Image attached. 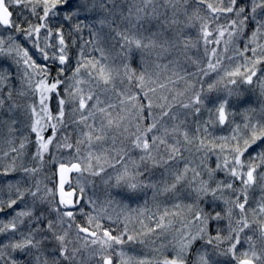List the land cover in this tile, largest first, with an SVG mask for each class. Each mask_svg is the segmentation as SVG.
<instances>
[{
  "label": "snow or ice",
  "instance_id": "6c2138e0",
  "mask_svg": "<svg viewBox=\"0 0 264 264\" xmlns=\"http://www.w3.org/2000/svg\"><path fill=\"white\" fill-rule=\"evenodd\" d=\"M180 2L0 0V126L7 125L9 133L16 131L13 126L19 121L14 114L21 105L13 99V94L27 95L26 85L33 96L38 93L43 113L35 119L37 105L26 106L33 118L28 128L35 134L36 150L32 159L39 161L42 167L51 146L75 149V155L70 154L66 160L50 156L49 163L58 165V173H53V176L58 174V186L54 184L53 188L45 185L41 190L40 181L33 179L41 169L17 167V157L0 172V178L17 171L22 173L15 182L0 179L9 192L7 200L0 199V213L10 210L6 223L0 219V236L7 238V243L0 241V262L75 264L80 249L74 247L70 251L67 237L68 228L76 220L74 209L85 197L84 173L96 177L106 172L105 165L115 168L120 164L123 170L116 175V187L123 183L128 189V198L145 188L153 189L154 200L159 195L176 194L178 186L185 181L189 188L186 198H192L193 193L195 198L190 204L173 205L175 209L186 208L192 218L182 221V227L173 237L171 258L149 260L129 256L121 250L116 253L119 264H264V103L259 109V118L253 119L249 113H256L257 109L244 98L241 88L252 85L255 78L264 97V44L257 43L258 37L264 36V0H219L215 6L206 0H195L193 15L203 7L213 24L221 16L234 17L227 25L230 30L228 40L224 41V52L228 51L227 46L234 37H243L249 25L252 26L251 37L241 48L235 49V56L227 57L230 66H223L216 48L209 54L207 46L219 45L221 41L210 39L213 31L206 19L199 29L206 61L187 55L188 49L196 47L199 40L193 43L190 39H181L182 29L171 38L167 35L171 26L179 23L175 19L176 11L169 18L166 11L161 12L159 8L170 5L177 9ZM189 2L183 0L185 5ZM153 20L159 21L155 30L150 23ZM191 26L192 16H189L185 27ZM225 30L224 26L215 29L220 38ZM137 52L140 53L139 71L132 67ZM249 52L251 56L247 55ZM153 53L156 56L153 67L160 71H149L147 57ZM181 56L191 60L196 71H188L181 63ZM117 58L121 60L120 65L115 64ZM162 60L167 63L158 62ZM214 73L218 79L209 83L205 78L210 79ZM34 77H39L35 83ZM118 77L120 88L117 87ZM181 82L185 85L183 90L178 87ZM218 84L224 85L223 95L219 94ZM63 85L67 86L62 88ZM81 85H88L87 90ZM213 92L217 95L213 96ZM53 96L56 97L55 114L50 107ZM69 102L75 105L71 109L70 123L86 129L79 131L75 144L67 134L62 140L57 139L60 128L67 127L65 106ZM245 104L248 106L244 107ZM204 113L208 116L206 120ZM77 114L78 120L75 119ZM238 114L243 117L242 124L235 123ZM190 116L195 117L194 135L185 127ZM226 123L235 124L230 136L216 137L208 131L209 125ZM49 129L52 135L45 138L44 133ZM28 140V136H24L19 149L13 147L11 152L23 156L21 150L26 148ZM217 140L222 143L217 144ZM192 145L198 152L204 150L196 167L183 155L184 151H191L189 146ZM217 148L219 153H216ZM134 152L139 153L138 159L133 158ZM225 152L228 154L224 155ZM209 153L216 154L215 167L207 163ZM156 169L162 171L160 179L154 180ZM189 172L192 173L190 180ZM72 173L77 174V187H72ZM204 173L207 179L197 180ZM219 173H223L222 178H218ZM167 177H171L170 182ZM65 185L69 190H65ZM256 191L260 193L258 197L253 195ZM220 202L225 207L218 211ZM88 204L94 205L95 201L88 197ZM18 205L21 207L17 208ZM79 213L87 217L88 226L76 224L77 239L84 240V247L99 246L98 251L93 249V254L99 255L98 264H114L113 256L106 253L110 250L114 253L116 246L145 244L150 235H163L165 228L172 225V220L165 224L166 218L180 215L170 213L165 207L155 227L140 221L146 231L136 232L125 224L118 235L96 222L95 228L102 229V235H98L89 227L97 217L84 212L83 207L79 208ZM222 221L227 222L224 227ZM166 247L161 244V249ZM14 253H19L20 257Z\"/></svg>",
  "mask_w": 264,
  "mask_h": 264
},
{
  "label": "rangeland",
  "instance_id": "374dc122",
  "mask_svg": "<svg viewBox=\"0 0 264 264\" xmlns=\"http://www.w3.org/2000/svg\"><path fill=\"white\" fill-rule=\"evenodd\" d=\"M207 3H212L214 6L219 3V0H206ZM160 3L162 4V0H160ZM178 9V10H177ZM177 9H173L172 6H162L159 8V11L165 12L169 18L172 17L173 11H176L175 19L179 22L176 25H172L170 30L168 31L167 35L171 38L174 33L179 32L182 29V36L181 39H190L193 43H196L199 40V43L196 47H190L188 49L187 55L194 58V59H201L206 61V57L204 56V41L203 39H200V24L204 22V20H208L210 24V29L213 31V36L210 37V39H220V44H209L207 47L209 49V54L211 53L212 48L217 49L218 55L221 57L223 66H230V62L227 59L229 56H235V49L241 48L243 42H246L251 37V31L252 26L249 25V27L245 30V35L243 37L233 38V42L228 44V51L224 52V41L228 40V30L227 25L229 24V19L234 18L231 17V14H227V16H221V18L216 21V23H211V17L205 12L204 8L202 7L201 10L197 15H193L196 9V3L195 0H190V2L185 5L183 3V0H181L180 4L177 5ZM185 9L187 10L185 13ZM150 10V9H149ZM192 16V25L191 27H185V25L188 23V17ZM199 17V18H198ZM203 18V19H201ZM163 19V17L161 18ZM152 29L155 30V25L159 23L157 20H153L150 22ZM217 26H224L225 27V35L220 38L218 32L215 31ZM85 39L88 36L87 32L84 34ZM258 44H264V36H260L257 39ZM252 47H255L256 45H251ZM259 52V49H258ZM94 55H97L96 53H93ZM71 55V53H70ZM136 63H133L132 67L137 68V65L139 63V56L140 53L137 52L136 54ZM175 55V52L173 53ZM248 56H251V53H247ZM172 57L170 56L169 59ZM149 61V71H160L158 69H154L152 62L156 60L155 53H153L151 56L147 57ZM181 63L185 68H187L188 71H196V66L191 63V60H186L185 57L181 56ZM40 62L39 60L37 61ZM161 64L167 63V60L158 61ZM116 65L121 64V60L119 58L115 61ZM206 66V63L204 64ZM22 67V65H21ZM137 71H139V68H137ZM123 74V69L121 68V75ZM68 75H71V73H68ZM219 75H223V67L220 70ZM35 78H33V83L35 82ZM163 78V76L161 77ZM155 79V76L153 77ZM208 80L209 83H211L213 80L218 79L217 75L214 73L212 74L211 78H205ZM67 85H63V87H66ZM81 87H84L85 90H87L88 85H81ZM117 87H122L119 84V77L117 78ZM181 90L185 87L184 83L181 82L178 86ZM223 84H218L217 88L220 90L219 94L223 95ZM233 87V86H229ZM16 88H20L19 81H17ZM197 88H199V85H197ZM205 88H207V84H205ZM243 92H244V98L247 101H250L251 106L257 109L256 113H249L253 117V119L259 118V109L261 107V104L264 103V97L260 95V89L259 86L255 83L252 85H242L241 86ZM24 91L27 92V95L25 96H17L14 92L13 99L16 100L18 104L21 105L20 108H18L15 112V116L18 119V123L14 125L13 127L16 129V131L9 133L8 132V126H0V172L3 171L5 167L12 164L13 157H17L15 160V165L19 167L20 165H24L27 167H38L41 170L36 174V176L33 178L34 180L40 181V187L41 190L44 189L45 185H47L48 188H53L54 184L57 185V176H53V173H56V170L58 168V165H54L49 163L50 156L55 155L56 157L66 160L67 157L72 154L75 155V149H66V148H60L57 149L55 146L50 147V152L46 153L44 156V163L41 167V164L39 161L33 160L32 155L35 153L36 150V143H35V134L30 132V129L28 128V125L32 122V117L27 112L26 106L29 104H33V101L37 100V113L38 115L35 117V119H39L43 116V113L39 110V104H38V93L33 96V94L27 89V86L25 85ZM159 91V90H158ZM190 94V93H189ZM108 95H112L110 92ZM213 96L217 95L216 92L212 93ZM63 98L66 100L68 99L66 95H62ZM104 97L102 96L101 99ZM51 101H54V96ZM56 105V98L53 102ZM52 103V104H53ZM75 105L71 102L67 103L65 106V122L67 123L66 128H60L58 132L57 139L62 140L64 135L70 136V142L75 144L76 139L79 136V131H84L86 129L83 128V125H77L74 123H70V113L71 109ZM248 104H245L244 107H247ZM53 113L55 114L56 106L52 109ZM183 111V110H182ZM183 119V115L180 117ZM207 113L203 114V119H207ZM5 119H8V114L5 113ZM75 119H79V115L77 114ZM230 120L233 118L230 117ZM235 123L242 124L243 117L241 115L235 116ZM91 122V121H89ZM52 123H55V121H52ZM171 123V122H170ZM187 130L189 131L190 135L195 134V117H189L188 121L185 125ZM235 127V124L226 123L223 126H208V131L212 133L213 136L219 137V136H230L231 135V129ZM203 134V133H202ZM52 132L51 130H47L44 133L45 138L48 136H51ZM24 136H28L29 140L26 142V148L21 150L23 151V156H18V153L11 152V148L15 147L19 149L20 141ZM208 139H211L209 137ZM11 141V143H9ZM55 143V142H54ZM217 144L222 143V141L217 140ZM108 146V145H105ZM83 149V145L81 146ZM191 148V151H184L183 155L188 160L192 161L191 166L196 167L200 164V158L204 155V150L197 151L196 147L194 145L189 146ZM7 152L8 155L5 156L4 153ZM216 153H219V148L216 149ZM228 153L225 152L224 155H227ZM114 155V153H113ZM138 152L132 153L133 158L138 159ZM223 158V157H221ZM75 162V161H73ZM216 162V154L209 153V159L207 161L208 165L210 167H215ZM182 167V164H181ZM203 167V166H201ZM106 172L102 173L100 176L93 177L89 173H84V177L82 180V183L85 185V197L82 202V204L74 211H76V220L75 223H73L71 228H68L69 235L67 237V240L69 243L67 244L68 249L71 251L74 247L79 248L80 251L77 253L75 258V264H98L99 261V255L93 254V249H97L98 251V245H89V247H84V240L83 239H77V230H76V224H79L81 226H88L87 225V217L81 216L79 213V208L83 207L84 212L90 213L92 216L97 217V221H94L93 224L90 227V230L97 231L98 235H102V229L98 230L95 228V223H100L103 228H109L112 229L113 235H118L121 230H123L125 224H127L128 229L130 231H136L139 232L141 230L146 231V229H142V225L140 221H143L144 225H148L151 227H155V221L158 219L159 214H162L164 208L166 207L169 212H179L180 215L178 216H169L165 220V224H167L168 220H172V225L170 227H166L164 230L163 235H150L146 238L145 244H135V245H124V246H116L115 252L113 253L111 250L109 253L113 256L114 264H119V257L116 255V253H119L121 250H123L125 253H127L129 256H134L138 258H147L149 260H155V259H163L164 257L171 258L174 253L171 251L172 244L174 243L173 237L177 235V230L182 227V221L185 219H191V215L189 214L188 210L184 207H181L180 209H175L173 207L174 204H181L182 206L185 204L193 203V200L195 198V193H193L192 198H186L185 193L189 191V188L187 187V181L183 182L181 185L178 186L176 190V194L168 193L166 195H159L153 199V189L145 188L139 191L138 195L132 196L131 198H128V189L127 187L122 183L120 187H116V175L118 172L122 171V167L120 164H117L115 168H109L107 165H105ZM162 169H156L155 170V176L153 179H160V172ZM77 174H75L72 177V187H77L75 184V177ZM22 176V173L17 171L14 173H11L8 177L0 178L7 181L15 182L16 180L20 179ZM111 177V179H109ZM192 177V173H188V179L190 180ZM223 173L218 174V178H222ZM140 179H144V177H141ZM169 182L171 181V177H167ZM199 179H207L206 173L202 175V177H198ZM107 180L108 183L105 184L104 181ZM30 184L31 181H28ZM27 186V185H26ZM196 185H193L195 187ZM57 191V189H55ZM43 194V191L41 192V195ZM79 195V193H78ZM227 195V193H226ZM255 197H258L260 195L259 191H256L253 193ZM88 197H91L95 204H88ZM9 198V192L6 187L3 186L2 183H0V199L7 200ZM29 201L31 200V197L27 198ZM112 200V203H109V200ZM210 199V197H209ZM125 205L127 207H125ZM159 205V208L157 207ZM21 207L20 205L17 206V208ZM201 207H204V204H201ZM225 205H223L222 202H220L219 208L217 210L219 211L221 208H224ZM10 210H6L5 213H0V219H3L6 223L8 219H10V216L8 215V212ZM151 217V219H149ZM253 219L251 213L249 214V220L251 221ZM226 221L221 222V226L224 227L226 225ZM65 228L68 227L67 224L64 226ZM159 233V230H157ZM249 235L252 233L249 232ZM81 236H84L82 233ZM19 239V236L16 237ZM255 239V237H254ZM0 241H3L4 243H7V238L0 236ZM151 241H155V243H151ZM161 244L167 245L166 248L161 249ZM50 247V246H49ZM247 245H245V248ZM154 249H160V251H154ZM10 252L11 250H7ZM260 252V244L259 241H257V253L259 255ZM17 258L20 257L19 253H14ZM0 264H3V262H0Z\"/></svg>",
  "mask_w": 264,
  "mask_h": 264
},
{
  "label": "water",
  "instance_id": "95a60500",
  "mask_svg": "<svg viewBox=\"0 0 264 264\" xmlns=\"http://www.w3.org/2000/svg\"><path fill=\"white\" fill-rule=\"evenodd\" d=\"M56 173H58V168H57V170H56ZM76 173H72V174H70V179L72 180V177L75 175ZM57 176V186H58V174L56 175ZM65 190L67 191V190H69V186L68 185H65ZM77 195H78V193H77ZM57 197H58V187H57ZM83 202V201H82ZM82 202H81V204H82ZM80 204V205H81ZM80 205H76V209L80 206ZM75 210V209H74ZM92 231V230H91ZM83 234V233H82ZM83 235H85V234H83Z\"/></svg>",
  "mask_w": 264,
  "mask_h": 264
},
{
  "label": "trees",
  "instance_id": "16d2710c",
  "mask_svg": "<svg viewBox=\"0 0 264 264\" xmlns=\"http://www.w3.org/2000/svg\"><path fill=\"white\" fill-rule=\"evenodd\" d=\"M155 28V27H154ZM86 39H88V36L86 37ZM90 47V46H89ZM75 51V50H74ZM73 53H71V55H72ZM97 55H99L98 53H96ZM54 74V73H53ZM37 79H39V77H36L35 78V81L37 80ZM35 83V82H34ZM62 95H63V93H62ZM55 96H54V101H55ZM54 101H50V107H51V109H53V107H55L56 105L53 103ZM33 103H35L36 105H37V100L35 101H33ZM53 103V104H52ZM39 110H40V108H39Z\"/></svg>",
  "mask_w": 264,
  "mask_h": 264
},
{
  "label": "flooded vegetation",
  "instance_id": "af4514ba",
  "mask_svg": "<svg viewBox=\"0 0 264 264\" xmlns=\"http://www.w3.org/2000/svg\"><path fill=\"white\" fill-rule=\"evenodd\" d=\"M151 193H153V192L151 191Z\"/></svg>",
  "mask_w": 264,
  "mask_h": 264
}]
</instances>
